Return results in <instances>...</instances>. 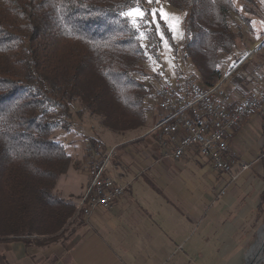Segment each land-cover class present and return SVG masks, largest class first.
<instances>
[{
	"label": "trees",
	"instance_id": "trees-1",
	"mask_svg": "<svg viewBox=\"0 0 264 264\" xmlns=\"http://www.w3.org/2000/svg\"><path fill=\"white\" fill-rule=\"evenodd\" d=\"M166 1L185 14L183 58L202 84L218 83L221 55L236 45L234 0ZM243 1L253 15L256 0ZM143 4L0 0V242L59 240L76 215L77 207L55 194L73 159L54 133L70 130L74 101L115 133L146 125L153 92L144 64L149 54L157 56L158 37L146 33L144 45L122 15ZM161 27L177 52L168 27Z\"/></svg>",
	"mask_w": 264,
	"mask_h": 264
},
{
	"label": "crops",
	"instance_id": "crops-1",
	"mask_svg": "<svg viewBox=\"0 0 264 264\" xmlns=\"http://www.w3.org/2000/svg\"><path fill=\"white\" fill-rule=\"evenodd\" d=\"M254 11L247 17L251 39L243 50L235 45L227 54L237 56L226 83L236 103L257 91L264 75V15ZM187 63L200 77L191 60ZM220 71L218 83L230 74L222 64ZM152 117L140 129L116 134L110 174L128 184V191L112 210L90 217L80 212L91 182L90 152L64 142L73 163L59 178L55 194L77 207L65 237L0 242V264H244L264 218V100L229 136L233 157L250 166L237 181L195 152L179 162L165 158L150 134L159 119L157 114L154 124Z\"/></svg>",
	"mask_w": 264,
	"mask_h": 264
},
{
	"label": "built area",
	"instance_id": "built-area-1",
	"mask_svg": "<svg viewBox=\"0 0 264 264\" xmlns=\"http://www.w3.org/2000/svg\"><path fill=\"white\" fill-rule=\"evenodd\" d=\"M230 76L231 73L223 84L212 86H205L185 73L163 79L153 92L159 119L150 134L156 136L165 158L179 162L195 152L217 171L230 174L237 181L250 166L240 164L233 157L229 136L260 108L264 100V75L258 78L260 88L240 103L226 89ZM88 150L91 182L80 209L86 217L99 210H112L129 187L110 174L113 153H104V146L99 142L91 143Z\"/></svg>",
	"mask_w": 264,
	"mask_h": 264
},
{
	"label": "rangeland",
	"instance_id": "rangeland-1",
	"mask_svg": "<svg viewBox=\"0 0 264 264\" xmlns=\"http://www.w3.org/2000/svg\"><path fill=\"white\" fill-rule=\"evenodd\" d=\"M235 6L239 9V15H233L231 17V25L232 29L236 36V45L237 51L243 50V46L247 45L249 39H251V22H246L245 19L247 17H251V14H248L244 10V1L243 0H234ZM163 9V11L169 14V18L173 19V27L169 28L168 25L160 19V13L157 11L156 19L159 21V30H157L156 24L153 23L149 25L148 30H142L144 32V36L142 37V41L144 45H147V34L149 32H155L158 37V54L154 56L149 54L148 61L144 64V71L147 73L148 77L145 79L146 83L151 87L152 92L159 86L158 84L163 79L174 78L178 74L185 73L191 79L201 83V77L195 75L192 71V68L187 63L188 60H185L182 56L183 42H184V12L174 8L168 1L159 0V3L156 0H152V3H148L147 0H144V4L141 9L145 12H151L152 9ZM256 11L258 15H264V0H257ZM174 18H179V23L175 24ZM146 20L151 19L150 16L145 17ZM161 22H163L169 29L172 34L173 42L177 47V52L172 50L169 42L167 41L162 27ZM255 26V25H254ZM260 30L256 29V35L260 34ZM161 34L163 39L161 38ZM235 55V54H234ZM237 58V56H231L227 54L221 55V64L224 69V73L227 71L230 73L232 63ZM228 73V74H229ZM224 82H226V77L222 78ZM148 106L151 107V112L149 117H154V121L150 118L149 122L154 124L157 121V111H156V103L151 97L147 101ZM70 130L63 131L59 129L55 131L54 136L61 142H68L70 146L73 143L79 144L82 148L88 147L91 143L99 142L103 146L105 145L106 154L113 153V159L116 156L114 154V147L119 142L118 136L115 133L107 128H105L102 124V119L97 116L91 115L83 106L80 100H76L71 104V119H69ZM103 143H102V141ZM66 140V141H65ZM117 141V142H115ZM68 228V227H67ZM66 228V230H67ZM66 231L64 235L61 237H65ZM60 238V239H61ZM252 241L249 242V251L247 254V261L244 264H249V257L253 247L260 240L261 243L258 245L260 248V253L256 257L254 264H264L259 263L264 257V251L261 252V249H264V218L261 220L256 230H254L252 235ZM59 239V240H60ZM257 247V246H256Z\"/></svg>",
	"mask_w": 264,
	"mask_h": 264
},
{
	"label": "snow or ice",
	"instance_id": "snow-or-ice-1",
	"mask_svg": "<svg viewBox=\"0 0 264 264\" xmlns=\"http://www.w3.org/2000/svg\"><path fill=\"white\" fill-rule=\"evenodd\" d=\"M148 3H152V0H147ZM157 3H159V0H156ZM157 11L160 13V19L163 20L169 28L173 27V19L169 18V14L165 13L163 9H152L151 12H145L143 9L137 7L130 9L129 11L123 12L122 15L128 18L129 23L136 29L138 35L141 37L144 36V32L141 31L142 28H146L147 26L155 23L157 30H159V21H157ZM150 16L151 19L146 20L145 17ZM175 24L179 23V18H174ZM161 38L163 39V36L161 34Z\"/></svg>",
	"mask_w": 264,
	"mask_h": 264
},
{
	"label": "bare ground",
	"instance_id": "bare-ground-1",
	"mask_svg": "<svg viewBox=\"0 0 264 264\" xmlns=\"http://www.w3.org/2000/svg\"><path fill=\"white\" fill-rule=\"evenodd\" d=\"M216 84H223V82L221 83H216ZM82 209V208H81ZM262 241V240H261ZM261 241L259 240L256 244L255 247H253V250L251 251L250 257H249V264H254V261L256 259V257L258 256V254L260 253V248H259V244L261 243ZM257 246V247H256Z\"/></svg>",
	"mask_w": 264,
	"mask_h": 264
},
{
	"label": "water",
	"instance_id": "water-1",
	"mask_svg": "<svg viewBox=\"0 0 264 264\" xmlns=\"http://www.w3.org/2000/svg\"><path fill=\"white\" fill-rule=\"evenodd\" d=\"M263 251H264V249L262 248L261 249V252L263 253ZM263 261H264V257H263V259L259 263H262Z\"/></svg>",
	"mask_w": 264,
	"mask_h": 264
}]
</instances>
